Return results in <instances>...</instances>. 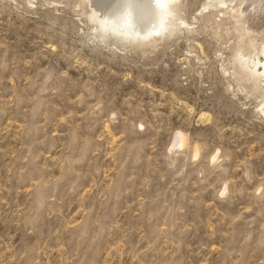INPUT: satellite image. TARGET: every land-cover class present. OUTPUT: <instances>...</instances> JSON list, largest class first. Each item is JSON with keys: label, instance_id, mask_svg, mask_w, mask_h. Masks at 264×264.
<instances>
[{"label": "rangeland", "instance_id": "374dc122", "mask_svg": "<svg viewBox=\"0 0 264 264\" xmlns=\"http://www.w3.org/2000/svg\"><path fill=\"white\" fill-rule=\"evenodd\" d=\"M87 1L0 0V264H264V84L233 74L243 31L181 0L141 44ZM234 1L264 39V0Z\"/></svg>", "mask_w": 264, "mask_h": 264}, {"label": "bare ground", "instance_id": "6f19581e", "mask_svg": "<svg viewBox=\"0 0 264 264\" xmlns=\"http://www.w3.org/2000/svg\"><path fill=\"white\" fill-rule=\"evenodd\" d=\"M98 1L102 2L103 4H104V1L106 3V0H88L87 1L89 2V5H90V13L88 14L89 15L88 17L90 19H93L94 14L99 15V10L95 7ZM214 1H217V2H214ZM233 1L234 0H211V2L208 5H206V7L209 6V8H211L210 14L213 15L215 18H217L215 20L217 24H220L223 20L224 21L233 20L236 24H238L235 27V30L243 31L240 34H238V41L236 44V48L234 50L235 51L234 55L237 56V58H236V61L234 62L236 64V70L234 69L233 74H238L240 78L245 81H254L256 83H259V85L264 84V39L258 40L256 35H253V34L248 35L249 30L244 25L245 24L244 16H245L246 8L245 7H242V8L233 7L232 6ZM115 2L116 0L112 4H114ZM141 2L148 3V2H154V0H141ZM165 2L175 4L177 7L170 9L164 13H161L156 18H153L152 19L153 25L146 27L143 31H140L138 33L129 31L122 23L115 24V23L109 22L102 26L100 25L99 26L104 29H111L116 34H120L124 36L125 38L138 41L141 44L142 43L144 44V42L146 41L155 39L156 36L163 38V35H165L166 30L168 29L167 26L169 25V19L173 16H176V12L179 9L181 0H165ZM238 3L240 4V2ZM112 4H110L107 7H111ZM217 14H219V16ZM101 19H104V18L101 17ZM180 19L182 18L179 17L178 20ZM180 22L183 24V26L185 25L186 27L188 26L190 27V24H188L184 20H181ZM171 26H174V25L171 24ZM246 35H247V41L244 40L246 38L245 37ZM261 87L263 88V85ZM261 111L264 112V107L261 108ZM180 140H181V136H180Z\"/></svg>", "mask_w": 264, "mask_h": 264}, {"label": "snow or ice", "instance_id": "6c2138e0", "mask_svg": "<svg viewBox=\"0 0 264 264\" xmlns=\"http://www.w3.org/2000/svg\"><path fill=\"white\" fill-rule=\"evenodd\" d=\"M95 7L100 10L99 15L93 16V21L98 25L102 26L109 22L122 23L129 31L138 33L145 29L151 19L177 6L166 3L165 0H154L148 3L141 0H116L111 7L106 8L103 3Z\"/></svg>", "mask_w": 264, "mask_h": 264}]
</instances>
